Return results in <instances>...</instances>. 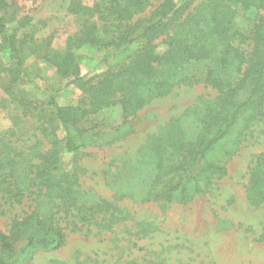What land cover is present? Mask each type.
I'll return each mask as SVG.
<instances>
[{
  "label": "trees",
  "instance_id": "1",
  "mask_svg": "<svg viewBox=\"0 0 264 264\" xmlns=\"http://www.w3.org/2000/svg\"><path fill=\"white\" fill-rule=\"evenodd\" d=\"M196 1L95 0L89 6L71 0L68 14L76 21L77 32L58 51L50 47L49 39L38 43L30 35L18 37L16 29L10 32L4 15L8 4L0 0V53L6 51L9 61L8 67L0 65L8 77L6 93L13 96L14 86L30 82L24 62L33 55L53 67L66 86L80 91L68 106L58 104L60 90L54 88L43 93L42 102L32 104L38 130L49 147L46 151L37 149L26 160L20 154L19 159L13 156L7 145L0 150V208L14 207L28 196L35 204L14 217L6 231L0 230V264L25 251L32 255L61 249L67 229L95 226L111 231L129 221L118 201L84 199L78 156L86 147L112 145L129 136V119L179 86L202 83L216 95L199 98L186 109L183 122L170 119L145 139L138 159L120 168L118 177L126 189L118 198L154 204L163 211L170 205L189 204L227 175V161L241 143L224 163L214 153L238 125L264 107V0ZM84 47L105 51L101 60L105 69L91 78L82 75L75 55ZM19 100V106L26 108L27 101ZM116 106L121 123L101 129L102 111ZM66 155L71 158L65 163ZM137 179L146 184L143 191L130 188L129 182ZM245 198L249 206L264 208V151L251 162ZM42 204L45 210L40 212ZM144 226L139 225L137 236L153 232ZM262 233L264 240V226ZM159 257L123 264H169L168 258ZM93 262L86 258L77 264Z\"/></svg>",
  "mask_w": 264,
  "mask_h": 264
},
{
  "label": "rangeland",
  "instance_id": "2",
  "mask_svg": "<svg viewBox=\"0 0 264 264\" xmlns=\"http://www.w3.org/2000/svg\"><path fill=\"white\" fill-rule=\"evenodd\" d=\"M70 1L6 0L8 8L4 15L8 29L10 32L18 30V37L30 35L38 43L49 39L52 49L63 51L67 39L77 32V23L68 14ZM81 1L90 6L95 0ZM237 23L241 24L239 20ZM163 50L160 45L158 51ZM75 55L82 75L88 78L105 69L101 63L105 55L103 50L84 47L75 50ZM8 63L7 52L2 51L1 67H8ZM24 67L30 82L14 86L13 96L6 93L8 77L0 72V150L7 145L13 156L19 159L20 154L27 160L37 149L46 151L49 148L38 130L39 117L32 110L33 105L42 102L43 93H51L54 88L60 90L56 95L58 104L68 106L77 101L80 91L74 85L66 86L54 68L35 55L26 59ZM215 95V91L202 83L174 88L170 95L152 100L129 119L132 129L129 136L112 145L89 146L80 152L78 182L79 189L85 193L84 199L118 201L117 204L128 212L129 221L118 224L111 231L98 230L95 226L80 231L67 229V242L61 249L32 255L21 252L19 257H6L7 264H51L54 260L77 264L86 258L92 259L94 264H123L154 254L168 258L169 264H264V240L261 239L264 208L249 206L245 198L251 162L264 151V107L257 116L238 125L233 135L214 153L216 160L224 163L226 155L241 143L227 161V175L215 181L205 195H196L185 206L170 205L163 211L154 204L141 205L128 198L120 200L117 195L126 189L118 177L120 168L138 159L145 139L156 134L170 119L183 122L186 109L197 104L199 98ZM19 99L27 101L26 108L19 106ZM100 119L103 120L101 129L105 131L118 126L121 123L119 107L102 111ZM70 158L66 155L62 161L66 163ZM145 185L139 179L129 182L136 192L143 191ZM34 205L28 196L21 204L0 208V230L6 231L14 217L31 211ZM141 223L145 224V231L152 227L153 232L137 236Z\"/></svg>",
  "mask_w": 264,
  "mask_h": 264
}]
</instances>
